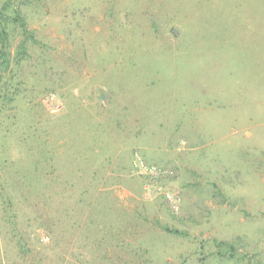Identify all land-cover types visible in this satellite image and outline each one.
Returning a JSON list of instances; mask_svg holds the SVG:
<instances>
[{
	"label": "rangeland",
	"instance_id": "rangeland-1",
	"mask_svg": "<svg viewBox=\"0 0 264 264\" xmlns=\"http://www.w3.org/2000/svg\"><path fill=\"white\" fill-rule=\"evenodd\" d=\"M0 15V264H264V0Z\"/></svg>",
	"mask_w": 264,
	"mask_h": 264
},
{
	"label": "trees",
	"instance_id": "trees-1",
	"mask_svg": "<svg viewBox=\"0 0 264 264\" xmlns=\"http://www.w3.org/2000/svg\"><path fill=\"white\" fill-rule=\"evenodd\" d=\"M5 21L8 22L7 18L4 15H0V59L3 61L6 60V55L7 53V41H8V35L6 31V23ZM12 23L18 24L19 27L21 28L22 32L26 35L29 34V32L26 29L25 22L19 17V16H14L12 18Z\"/></svg>",
	"mask_w": 264,
	"mask_h": 264
},
{
	"label": "built area",
	"instance_id": "built-area-1",
	"mask_svg": "<svg viewBox=\"0 0 264 264\" xmlns=\"http://www.w3.org/2000/svg\"><path fill=\"white\" fill-rule=\"evenodd\" d=\"M167 200H172L171 196L169 194L165 195Z\"/></svg>",
	"mask_w": 264,
	"mask_h": 264
}]
</instances>
